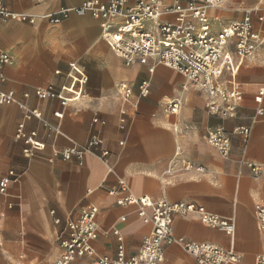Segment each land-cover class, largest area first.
Wrapping results in <instances>:
<instances>
[{
	"label": "crops",
	"instance_id": "1",
	"mask_svg": "<svg viewBox=\"0 0 264 264\" xmlns=\"http://www.w3.org/2000/svg\"><path fill=\"white\" fill-rule=\"evenodd\" d=\"M84 1H0L34 19L0 20V50L11 57L3 69V90L18 100L29 93L24 100L27 108L40 113L26 120L17 105L0 104V177L12 170L17 175L0 196V264H56L62 252L58 233L67 219L78 218L88 205L99 209V235L91 243L94 254L70 264L112 258L119 246L127 256L135 254L152 226L138 218L136 205L117 204L127 193L155 202L195 204L231 219L235 224L231 238L203 224L197 213L176 214L172 234L188 242L232 248L240 255V264H256V258L264 256L255 211L256 203L264 205V95L261 103L255 102L258 89L264 87V0H233L208 12L213 32L249 13L257 36L255 50L236 76L243 97L237 116L228 120L209 115L205 96L175 70L157 65L150 73L149 65L124 64L108 46L100 19L72 12L59 24L49 23V16L59 9L75 8ZM70 63L83 68L87 76L82 96L65 107L56 99L39 100L36 88L67 84ZM143 80L149 84L148 94L138 98L137 86ZM120 83L133 90L128 102L117 94ZM174 97L181 99V107L169 115L165 106ZM57 112L61 119L54 116ZM21 123L25 133L35 132L43 152L23 155V141L14 138ZM246 126L247 139L232 133L235 127ZM210 127L230 133L228 157L208 146ZM92 135L103 138L101 149L109 151L108 165L90 154L80 164L75 157L63 162L52 156L53 150L82 145ZM250 162L261 166L257 178L251 174ZM121 181L127 191L119 189ZM164 262L198 264L176 243L164 245Z\"/></svg>",
	"mask_w": 264,
	"mask_h": 264
},
{
	"label": "built area",
	"instance_id": "2",
	"mask_svg": "<svg viewBox=\"0 0 264 264\" xmlns=\"http://www.w3.org/2000/svg\"><path fill=\"white\" fill-rule=\"evenodd\" d=\"M229 1L233 0H172L170 4L162 0H86L78 7L59 9L49 16V23L59 24L72 12L77 15L88 13L93 18L100 19L108 46L122 58L124 64L149 65L150 73L157 65L175 70L190 86H194L205 96V109L209 115L228 120L237 116V109L243 98L236 76L245 58L252 54L257 44L249 13L240 21L226 24L220 32H213L208 17L209 10L218 9ZM8 19L22 22L34 20L27 14L13 12L0 5V20ZM256 19L262 22L263 17L257 14ZM10 60V55L0 50V104L17 105L26 120L38 118L39 111L27 108L24 102L29 93H24L23 100H18L11 91L3 90V69ZM69 65L67 84L59 88L52 84L45 88H36L34 93L39 100L56 99L65 107L82 96L87 85V76L83 68L74 63ZM148 86L145 80L138 84V98L148 94ZM116 91L124 102H128L133 95L132 88L124 83L118 84ZM263 95L264 87L258 89L255 102L261 103ZM180 107L181 99L174 97L166 103L165 111L169 115L177 114ZM54 116L61 119L62 113H54ZM94 122L99 120L95 119ZM232 133H237L244 139L250 134L247 126L235 127ZM14 138L23 141L25 148L22 152L26 157L44 151V145L37 141L35 132L25 133L22 123L17 126ZM206 142L221 156H229L231 136L224 129L210 127L206 131ZM102 144L103 138L92 135L82 145L53 150L52 156L63 162L75 157L80 164L84 155L90 154L108 165L110 154L108 150L101 149ZM248 166L254 178L261 174L259 164L250 162ZM166 171L170 172L168 169ZM16 177L13 170L0 177V196L6 194L9 184ZM118 186L120 190L127 191L123 181ZM114 192L110 190L109 194L113 195ZM117 204L136 205L138 218L143 223H150L152 230L141 239L135 254L127 256L123 246H119L114 257L104 256L94 260L92 264H165L164 245L171 243L179 244L198 264L241 262L240 255L232 248L226 250L214 244L188 242L182 237L175 238L172 234V221L176 214L186 216L197 213L203 224L216 228L231 238L235 230L231 219L210 214L204 207L195 204L170 203L164 199L155 202L148 196L136 197L130 193L118 200ZM255 211L264 238V205L256 203ZM98 213L97 207L88 205L78 218L67 219L64 230L57 235L62 252L56 264H70L94 254L91 243L99 235L96 222ZM54 223L59 224L60 220L55 218ZM113 233L118 236L117 230ZM118 241L121 242L119 237ZM256 264H264V256H258Z\"/></svg>",
	"mask_w": 264,
	"mask_h": 264
},
{
	"label": "rangeland",
	"instance_id": "3",
	"mask_svg": "<svg viewBox=\"0 0 264 264\" xmlns=\"http://www.w3.org/2000/svg\"><path fill=\"white\" fill-rule=\"evenodd\" d=\"M236 1H238V0H236Z\"/></svg>",
	"mask_w": 264,
	"mask_h": 264
}]
</instances>
